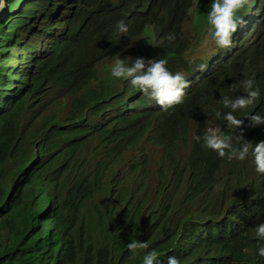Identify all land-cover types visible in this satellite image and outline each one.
<instances>
[{"label": "trees", "instance_id": "16d2710c", "mask_svg": "<svg viewBox=\"0 0 264 264\" xmlns=\"http://www.w3.org/2000/svg\"><path fill=\"white\" fill-rule=\"evenodd\" d=\"M50 2L5 0L0 18V264H142L143 251L127 250L132 238L160 264H189L201 250L214 264H264L253 231L264 222V180L212 193L220 167L248 171L199 143L179 152L157 114L132 118L131 97L108 76L104 58L131 38L142 56L171 51L167 22L136 1L121 33L112 0ZM159 39L160 52L150 49ZM243 68L235 53L204 77L232 97ZM144 147L166 169L145 189L137 177L150 175L149 160H128ZM172 183L183 191L172 196Z\"/></svg>", "mask_w": 264, "mask_h": 264}, {"label": "clouds", "instance_id": "9594fccd", "mask_svg": "<svg viewBox=\"0 0 264 264\" xmlns=\"http://www.w3.org/2000/svg\"><path fill=\"white\" fill-rule=\"evenodd\" d=\"M112 1L120 21L119 32H127V25L132 23L130 5L136 1L147 15L165 20L170 32L166 39L171 51L167 54L142 56L136 49L139 42L131 38L120 50H110L103 60L108 76L120 89L130 92L125 95L133 102L132 118L157 114L179 152L184 148L189 153L191 145L199 143L248 171L244 177L230 166L220 167L212 193L215 188L218 193H229L226 188L236 183L243 191L251 181L256 185L264 180V0H128L127 9H122L117 0ZM4 7L5 0H0V11ZM203 42L215 50L200 53ZM162 43L159 39L150 49L160 52ZM235 53L244 64V80L232 86L237 95L222 97L204 74L231 64ZM30 79L42 86L40 77L27 75L25 80ZM144 148L146 155L134 151L140 156L137 162L148 159L150 165L149 155L160 157V153ZM138 178L145 182L153 175ZM253 231L258 245L264 242V222ZM126 247L134 257L144 252L142 264H160L157 252L147 251L146 241L132 238ZM257 251L264 257V246H258ZM166 264L180 261L169 256ZM189 264H214V256L201 250Z\"/></svg>", "mask_w": 264, "mask_h": 264}, {"label": "rangeland", "instance_id": "374dc122", "mask_svg": "<svg viewBox=\"0 0 264 264\" xmlns=\"http://www.w3.org/2000/svg\"><path fill=\"white\" fill-rule=\"evenodd\" d=\"M0 18L1 19H6L5 15H4V10L0 11ZM19 28V27H18ZM206 45L204 44L203 42V45L202 47L200 48V53H202L204 51V49H206L207 51H211L213 52L215 50V48L213 47V45H208L206 48ZM14 83V81H12V84ZM37 107H39V101L37 103ZM140 158V156H138V154L136 152H130V156H128V160L130 159L131 161H135V160H138ZM149 158H150V165L148 167V170L150 173H152V175H154L155 171L157 170H162V172L165 174L166 172V169L162 166V162H161V159L158 155H149ZM120 168L122 169H126V161L122 162V164L120 165ZM142 178H138V181H141ZM148 183H151V184H148ZM148 185H151L150 187H154L152 182H148V180H145V186H144V189L148 187ZM170 187L172 189V196L179 193L180 190L183 191V189H179V192H176L175 189L177 188L174 183L170 184ZM218 189H214V193L218 194ZM181 197H185V193H183L181 195ZM193 205H195V207H197L196 205V202H192Z\"/></svg>", "mask_w": 264, "mask_h": 264}]
</instances>
